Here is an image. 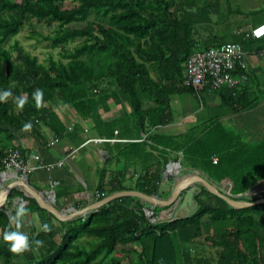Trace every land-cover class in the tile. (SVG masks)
<instances>
[{
	"label": "trees",
	"instance_id": "16d2710c",
	"mask_svg": "<svg viewBox=\"0 0 264 264\" xmlns=\"http://www.w3.org/2000/svg\"><path fill=\"white\" fill-rule=\"evenodd\" d=\"M66 1L0 0V90L14 85L13 95L0 102V173L5 172L3 161L11 152L18 151L25 161L32 154L22 137L49 146L42 126L59 140L76 133L79 148L86 141L79 124L85 120H92L94 130L106 138L120 125L123 132L129 131L126 125L131 115H124L126 104L132 107L136 126L145 131L169 124L173 120L172 95L199 93V89L184 84L187 59L196 51L225 43H239L246 51L264 50V38L246 37V32L210 34L201 40L194 27L199 23L194 10L201 9L198 3L203 0H75L71 7L64 5ZM203 5L206 21L209 13L219 14L215 2L205 0ZM235 13L249 17L242 27L264 22V12L258 10ZM33 19L56 25L52 34L37 33L52 49H59L58 58L50 54L48 63L40 62L17 39ZM76 23L85 26L77 28L73 26ZM34 32L31 38L36 36ZM233 73H244L248 79L211 92L235 113L257 106L264 99V73L262 77L248 69ZM37 88L43 91L39 108L32 99ZM202 88L209 89V85ZM18 95L26 99L23 109L14 104ZM57 102L74 113L77 122L71 131L55 109ZM146 103H150L147 108ZM114 108L124 112L113 116ZM26 122L31 127L22 130ZM147 139L150 143L142 145L117 144L124 148L117 160L124 161L125 172H115L113 181L106 180L107 169L100 172L99 199L108 195L104 190L108 182L109 194L134 189L148 196L169 197L171 186L162 189V184L173 180L165 181L162 172L169 164L166 148L182 151L186 166L200 170L232 194H244L264 183V140L243 141L221 124L185 137L154 133ZM214 155L218 157L216 164ZM129 165H145L146 169L131 188L124 183ZM31 174L47 176L45 182L54 189L56 207L68 193L74 199L61 188V182L52 180L49 171L29 173V184ZM16 197L30 210L21 230L31 239L42 240L43 245L15 254L0 239V264H123L124 256L133 257H127L130 264H264V203L233 208L202 186L195 194L196 213L180 218L174 215L180 213L176 210L182 198L167 207H156L152 217L145 213L147 202L125 196L86 217L59 221L17 188L9 195V208ZM15 209L11 215L6 207L0 209V237ZM43 223L49 224L50 231L41 230Z\"/></svg>",
	"mask_w": 264,
	"mask_h": 264
},
{
	"label": "crops",
	"instance_id": "0c3cea01",
	"mask_svg": "<svg viewBox=\"0 0 264 264\" xmlns=\"http://www.w3.org/2000/svg\"><path fill=\"white\" fill-rule=\"evenodd\" d=\"M257 25V23H253L250 26V29ZM249 31V30H248ZM247 31V32H248ZM248 70L254 73H258L261 77L264 73V55L261 56L259 54H253L247 60ZM264 88V86H261ZM200 93V94H199ZM199 93L196 94L200 98L202 96H206L207 101L202 104L203 107L200 105L193 107L190 106V99L187 94L179 95L175 94L171 97V116L172 122L166 125H158L155 127L150 128L149 130L145 131L140 126H136V118L133 117L132 107L129 104H126L124 107V111L121 109H115L111 114L113 116H119L124 112V115L127 113L130 116L129 124L126 125L129 131L123 132L121 127H117L114 135L111 136L113 139H119L117 142H104V143H89L85 144L88 138H106V136L99 135L94 130V122L92 120H85L80 122L79 124L84 129L86 141L83 142L79 148H77V141L78 137L76 133L67 134L60 138L59 142L54 146H45L42 144L43 142H37L36 145L31 149L32 153L38 154L41 157V160L45 163H55L59 160L65 159L64 165L62 167H54L49 174L54 182L58 183L61 182V188L68 190L70 194L74 197V199H70L69 193L63 199L60 200L58 209H62L61 211H66L70 209L69 214H74L78 210L84 209L88 206L93 205L94 203L110 196L113 192L109 194L108 192L111 190V184L108 182L104 186V190L108 194L107 196L99 199L100 195L98 194V184L100 180V172L107 169V181L114 180L113 178L115 172L123 171L125 172V165L123 160H117L120 158V151L124 149L122 146H118V143H136V145H142L148 142V136L153 135L154 133L162 134V135H170L171 137H185L189 134L192 135V132L196 130L202 129H209L214 125H222L225 130L234 133L231 128L240 127L243 129L247 136H255L254 138L248 140L249 143H254L260 140H264V99L255 107L249 110H245L242 112L235 113L233 110L220 103V100L216 98L214 92H211L209 89L201 88L199 89ZM191 96H195L192 95ZM150 106V103H146L145 107L147 108ZM190 106V107H189ZM187 107V109H186ZM197 111H200L197 112ZM202 114L201 116L197 117V114ZM219 113V114H218ZM67 117V116H64ZM62 116L64 123L67 125L69 120L73 118V116L67 117V120ZM46 137L47 139H52L53 135L49 132L47 128ZM93 130V131H92ZM118 132V134H115ZM234 135H239L235 134ZM240 136V135H239ZM123 137V138H121ZM244 141V140H243ZM118 144V145H117ZM117 145V146H116ZM82 147V148H81ZM81 148V149H80ZM159 148H164L159 146ZM126 150V149H125ZM124 150V152H125ZM71 151V152H70ZM168 152L167 155V164L171 163L172 161L177 162V168L179 169L180 175L177 176V179H173L172 182L168 184H162V189L168 190L169 186H171V192L173 190V186L178 181V177H183L184 179H192V176L200 175L205 179L209 180L205 174H203L198 169H193L186 166L183 163V153L179 151L178 153L174 150L166 148ZM156 153V152H155ZM181 153V154H179ZM103 154L105 157H103ZM126 154V153H125ZM102 155V156H101ZM215 156V155H214ZM122 157V156H121ZM218 158V157H217ZM130 163H133V159L130 160ZM168 164V165H169ZM167 165V166H168ZM164 169L162 172L165 173ZM171 170V169H170ZM145 165H129L128 170H126V179H125V186L127 188H131L135 186V179L138 177V174L145 173ZM45 175H36L32 187L36 190L47 194L51 190L50 182H45ZM169 179V178H168ZM167 180V179H164ZM210 181V180H209ZM115 182V181H114ZM113 182V183H114ZM211 183L215 184L214 182L210 181ZM37 183L40 185L38 186ZM264 184V183H263ZM262 184V185H263ZM59 185V186H60ZM196 186L198 183L195 184ZM216 185V184H215ZM199 186V185H198ZM219 187L218 185H216ZM201 186L197 188V191H200ZM221 190L227 191L223 185L219 187ZM126 191V190H124ZM133 191H136L133 189ZM197 193V192H196ZM78 197V198H76ZM82 197V198H80ZM158 197V196H157ZM137 198V197H136ZM159 199H164L158 197ZM168 198V197H167ZM81 205V206H80ZM80 206V207H79ZM79 207V208H78ZM78 208V209H77ZM156 208V207H155ZM154 208V209H155ZM153 209L151 204L148 203L145 210ZM153 209V211H154ZM88 211L84 215H80L82 217H86L88 214L95 212ZM178 211V208L177 210ZM175 211V212H176ZM181 211L180 214H183ZM68 214V213H67ZM79 217V216H77ZM176 218V215H174ZM76 218V217H75ZM74 219V218H73ZM58 225L57 222H55ZM127 257V256H126ZM127 258H125L126 260Z\"/></svg>",
	"mask_w": 264,
	"mask_h": 264
},
{
	"label": "built area",
	"instance_id": "2783aa9c",
	"mask_svg": "<svg viewBox=\"0 0 264 264\" xmlns=\"http://www.w3.org/2000/svg\"><path fill=\"white\" fill-rule=\"evenodd\" d=\"M246 37H252L255 39L264 38V22H261L253 26L248 32ZM253 54L264 55V50L246 51L239 43H225L217 47H212L203 51H196L192 53L186 62L187 77L184 80L186 86H193L196 89H201L204 85H209V90H218L224 85L230 87L237 86L243 82H246L248 77L244 73L234 74L239 69L246 70L248 68L247 60ZM75 119H70L66 125L68 131H71L76 125ZM116 132L115 134H117ZM119 139L113 138H88L85 144L89 143H104V142H117ZM59 142V139L53 137L49 141V146H54ZM181 154V153H179ZM65 159L59 160L55 163H45L41 160L40 155L32 153L28 160L21 158L18 151L11 152L3 164L6 169L5 172L20 171L21 177H27L29 173L36 170L51 171L54 167H62ZM218 162L217 156H213V163ZM177 162L172 161L166 168L165 176L175 175L179 173L177 168ZM173 168L170 170V167ZM3 172V173H5ZM1 173V174H3ZM18 175V173H17ZM53 185L55 183L53 182ZM48 198L54 203L55 194L51 191L47 193ZM70 209H67L64 213H70ZM146 213V210H145ZM147 215V214H146ZM149 217V216H148ZM152 217V216H150ZM153 221H157L156 218H152Z\"/></svg>",
	"mask_w": 264,
	"mask_h": 264
},
{
	"label": "rangeland",
	"instance_id": "374dc122",
	"mask_svg": "<svg viewBox=\"0 0 264 264\" xmlns=\"http://www.w3.org/2000/svg\"><path fill=\"white\" fill-rule=\"evenodd\" d=\"M205 0L200 1L198 3L199 7L201 9H195L194 11L197 14V19L199 21L198 24L194 25V27L198 28L199 30V37L202 39H206L210 34H215L219 36H227V33L230 34H235L236 32L244 33L250 30V25L243 26L241 23L248 19V16H243L242 14H237L235 13L236 10H241L244 12H248L250 10H258L261 12H264V0H211L212 2H215L219 9V14H214V13H209L208 14V20L206 21L207 15H204V12L206 9H202L204 6ZM75 4V0H67L65 2L66 7H71ZM199 10V11H198ZM231 10V11H230ZM73 26L77 28H81L85 26V23H76ZM56 28V25L54 26H48L46 24H40L38 23L35 19L30 21L29 23L25 24L23 27L21 33L17 36V39L19 40V43L22 44L27 50L31 52V54L36 55L38 57V60L43 63H48V58L50 54H52L54 57L58 58V52L59 49H52L48 42L45 41L41 36H37L38 34H43V35H49L54 32V29ZM33 31L36 34L34 38H31L30 35H32ZM38 33V34H37ZM14 41V38L10 41L9 44H12ZM9 44L7 46H9ZM183 95V94H179ZM185 95V94H184ZM189 96L188 99H190V106L196 107L197 105L202 106L204 102L207 101L206 96H202L200 98L198 95L191 96V94H187ZM216 97V96H215ZM218 98V97H216ZM189 106V107H190ZM56 111L59 113V115L62 117L67 116V117H72L73 116V111L68 107L65 106L62 102H57L55 105ZM187 109V107H186ZM200 113V111H197ZM197 114V117L201 116L200 114ZM219 114V113H218ZM67 117H64L67 120ZM74 117V116H73ZM136 118V117H134ZM73 119V118H71ZM119 126V125H118ZM121 127V125H120ZM155 127V126H153ZM152 128V127H151ZM41 131L46 135L47 131L45 130V127L42 126ZM245 128H238L234 127L231 130L235 134H239L241 139L244 141H248L255 136H247L245 132L243 131ZM93 131V130H92ZM21 142H23L29 149H32L34 145H36V140H34L32 137L26 136L21 138ZM102 156V155H101ZM105 155L103 154V157ZM140 166V165H138ZM108 169V168H107ZM166 171V170H165ZM18 176L21 177L20 174H22L20 171H17ZM4 174V173H3ZM180 174H175V175H168L165 176V181H168V178H173L174 180L177 179V176ZM36 178V174H31L30 182L33 185L34 180ZM10 181H6L4 185L8 184ZM168 183V182H166ZM38 186H40L37 183ZM263 189V190H262ZM253 190V191H252ZM250 190L251 194H248L244 197L246 198H251L249 201H252L254 198H261L264 199V184L258 185L257 188ZM1 191V190H0ZM198 193V191H197ZM47 195V194H46ZM240 195V194H239ZM9 198V197H8ZM242 199V198H241ZM214 202V201H213ZM9 199L7 200V203L5 205L9 215H11V211L17 207L19 203H21L20 198H13L12 199V205L10 208L8 207ZM4 207V208H5ZM58 209V208H57ZM58 210H62L61 208ZM185 214L186 212H182ZM181 214V215H183ZM153 216V215H152ZM187 216V215H186ZM83 244H87L85 240H82ZM139 248V244L137 246ZM128 258H133L132 256H127ZM124 256L123 259V264H130L128 261V258ZM125 258H127L125 260Z\"/></svg>",
	"mask_w": 264,
	"mask_h": 264
},
{
	"label": "water",
	"instance_id": "95a60500",
	"mask_svg": "<svg viewBox=\"0 0 264 264\" xmlns=\"http://www.w3.org/2000/svg\"><path fill=\"white\" fill-rule=\"evenodd\" d=\"M105 157V156H104ZM16 173V172H15ZM17 174V173H16ZM1 175V173H0ZM17 177V176H16ZM19 178V177H17ZM21 179H17V181H11L4 187L1 193L0 200H3V206L0 207V209L4 208L9 195L12 192V189L17 188L21 191H23L25 194L33 197L38 204L46 209L47 211L51 212L59 221H67L70 219H73L77 216L84 215L88 211L93 210H99L102 206L108 204L112 200L122 198L125 196H132L137 197L141 199L142 201H145L147 203H150L152 208L155 207H167L174 203L175 201H178L180 198H182L179 206L178 211H185L186 213L181 215L180 213L176 215V218L184 217V216H190L196 213L198 209V204L195 201V194L197 192V188L199 186L204 187L207 191L210 193L222 198L224 201L228 203L229 206L233 208H245L249 207L255 204L264 203V199H259L255 201H249L251 198H246L244 196L251 194L250 191L245 192L244 194H232L230 191L221 190L219 187H217L215 184L211 183L209 180L205 179L204 177L200 175L192 176V179H184L183 177H178V181L173 186V190L170 194V196L166 199H159L157 196L152 195L148 196L145 195L139 191H133V190H126V191H119L116 193L111 194L110 196L94 203L91 206H88L84 209L78 210L74 214H67L64 213L61 210H58L57 207L54 205V203L48 198V196L38 190H36L34 187H32L29 184L27 177H20ZM198 183L196 186L195 184ZM52 193H54V190H51ZM242 198V199H241ZM153 209H147L146 214L147 216L154 215Z\"/></svg>",
	"mask_w": 264,
	"mask_h": 264
},
{
	"label": "clouds",
	"instance_id": "9594fccd",
	"mask_svg": "<svg viewBox=\"0 0 264 264\" xmlns=\"http://www.w3.org/2000/svg\"><path fill=\"white\" fill-rule=\"evenodd\" d=\"M14 85L10 84L5 90H0V102H5L8 97L13 95ZM32 99L35 101L37 108L41 106L43 99V91L39 88L33 90ZM26 99L23 95L15 96L14 104L17 108L23 109ZM31 127L30 122L23 125L22 130H27ZM4 201L0 200V207L3 206ZM30 210L26 205L21 202L17 205L14 215L9 217V223L5 226L2 237L8 251L11 253L19 254L32 248L33 245L40 247L43 241L39 239H31L24 231L21 230L23 219L29 214ZM41 230L44 232L50 231V226L47 223L41 225Z\"/></svg>",
	"mask_w": 264,
	"mask_h": 264
},
{
	"label": "bare ground",
	"instance_id": "6f19581e",
	"mask_svg": "<svg viewBox=\"0 0 264 264\" xmlns=\"http://www.w3.org/2000/svg\"><path fill=\"white\" fill-rule=\"evenodd\" d=\"M260 40V39H259ZM173 168V166H171L170 167V169H172ZM19 177L16 173H15V171H13V172H5L4 174H1L0 175V197H1V193H2V190L4 189V187L7 185H4L5 184V182L6 181H17V179H21L20 177L19 178H17V177Z\"/></svg>",
	"mask_w": 264,
	"mask_h": 264
}]
</instances>
